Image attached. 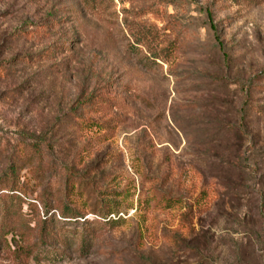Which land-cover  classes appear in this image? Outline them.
Instances as JSON below:
<instances>
[{
    "label": "rangeland",
    "instance_id": "1",
    "mask_svg": "<svg viewBox=\"0 0 264 264\" xmlns=\"http://www.w3.org/2000/svg\"><path fill=\"white\" fill-rule=\"evenodd\" d=\"M263 73L264 0H0V264H264Z\"/></svg>",
    "mask_w": 264,
    "mask_h": 264
},
{
    "label": "trees",
    "instance_id": "2",
    "mask_svg": "<svg viewBox=\"0 0 264 264\" xmlns=\"http://www.w3.org/2000/svg\"><path fill=\"white\" fill-rule=\"evenodd\" d=\"M263 75V76H262ZM261 78H264V73ZM13 163L23 158L24 150L20 149L16 153ZM10 165L11 172L12 170ZM13 173H7L0 179V252L7 251L16 262H22L28 257L41 256L48 244L60 243L64 245L65 235L53 226V217L47 209L42 213V217L34 220L30 225L29 218L25 217L16 201H13ZM8 184V187L6 186ZM13 201V202H12ZM30 206H34L31 205ZM82 218L80 213L71 211H60L61 221H76ZM33 220V219H32ZM84 225L88 223L83 218ZM87 241V236L82 237V244Z\"/></svg>",
    "mask_w": 264,
    "mask_h": 264
}]
</instances>
